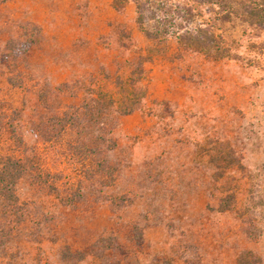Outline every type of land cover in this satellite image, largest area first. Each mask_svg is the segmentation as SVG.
I'll use <instances>...</instances> for the list:
<instances>
[{
  "label": "rangeland",
  "instance_id": "1",
  "mask_svg": "<svg viewBox=\"0 0 264 264\" xmlns=\"http://www.w3.org/2000/svg\"><path fill=\"white\" fill-rule=\"evenodd\" d=\"M135 17L132 1L0 0V157L36 168L16 184L22 210L0 197V264H100L84 254L102 237L126 250L107 255L119 264H237L245 251L264 264V29L232 15L216 24L230 57L153 54ZM138 59L140 102L103 117L117 145L99 174L71 155L75 134L32 125L88 86L127 103L115 79Z\"/></svg>",
  "mask_w": 264,
  "mask_h": 264
},
{
  "label": "trees",
  "instance_id": "2",
  "mask_svg": "<svg viewBox=\"0 0 264 264\" xmlns=\"http://www.w3.org/2000/svg\"><path fill=\"white\" fill-rule=\"evenodd\" d=\"M128 1L135 5L136 24L150 41L147 51L153 54L174 45L179 54L197 52L215 58L230 57V47L224 44L221 34L216 31V24L232 15H236L249 26L264 29V0H113V4L120 8ZM125 64L129 71L124 77L117 76L115 82L120 85V97L126 99L127 103L114 102V95L104 84L88 86L80 91L77 102H65L61 110L44 120L40 117L32 124L40 134L44 131L55 138L67 133L75 134L74 139L66 145L69 150H73L71 155L77 156L83 164L89 159V164L96 167L95 174L108 168L105 161L97 157L104 150H112L117 145L113 138L115 124L104 120L103 117L110 112H116L120 116L129 114L140 102L136 92L140 78H135L134 75L143 72L142 62L138 59L136 63L126 61ZM62 88L53 87L50 92L66 94L68 90L64 85ZM20 143H23L21 138ZM28 170H36L32 158L28 156L0 157V197L11 214L22 210V204L16 194V184ZM84 172L87 173V169ZM130 234L133 240L142 238L141 231L135 226H132ZM115 240L102 237L94 246L99 251L91 250L84 254L76 250L74 255L78 260H83V254H92L100 264H119L114 260H106L107 255L113 251L126 253ZM70 255L65 257H71ZM254 257L251 252L245 251L239 254L236 262L252 264L257 260H254Z\"/></svg>",
  "mask_w": 264,
  "mask_h": 264
}]
</instances>
